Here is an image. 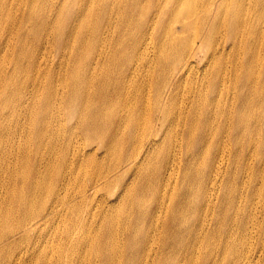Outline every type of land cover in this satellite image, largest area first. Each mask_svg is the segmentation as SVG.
Masks as SVG:
<instances>
[{"label": "bare ground", "instance_id": "1", "mask_svg": "<svg viewBox=\"0 0 264 264\" xmlns=\"http://www.w3.org/2000/svg\"><path fill=\"white\" fill-rule=\"evenodd\" d=\"M98 1L99 7L90 8L77 1L73 12L72 7L62 9L60 17L47 25L43 18L35 20V30L46 27L47 37L40 47L36 44V54L29 52L25 57V51L21 52L25 40L13 48L12 70L5 72H42L46 67L69 72L67 85L77 92L75 100L64 98L70 105L67 126L73 120L70 128L79 127L87 137L85 145H74L75 138L60 143V135L55 136L50 126L53 117L33 104L34 128L28 135L34 143L26 139L24 152L0 157L2 163H12L0 170V181L5 175L11 183L5 197V189L0 188V264H48L50 246L57 252L56 264H149L151 260L155 264L154 246L160 243L155 231L163 223V253L156 263L161 264L171 243L170 224L185 219L186 203L177 197L191 190L195 157L208 158L213 149L211 141L217 136L210 140L208 131L224 123L222 130L232 141L231 156L239 161L246 155L247 140L250 155L258 150L264 155V141L258 144L264 138V0ZM52 2L51 17L59 9L57 0ZM7 9L5 0L0 13ZM36 12L31 6L29 18L34 19ZM17 24V16H0V35L7 42L19 36ZM66 27L74 28L75 35H67ZM52 34L55 44L49 40ZM54 50L61 62L52 55ZM88 72L101 76L93 80ZM147 82L153 91L148 96L142 93ZM132 85L141 94L134 106L129 105L130 95L136 93L131 92ZM53 86L50 83L44 91L49 104L58 97ZM236 89L238 95L229 93ZM25 96L21 93L16 105L9 103L6 108L19 120ZM225 96L232 109L221 107ZM38 116L41 125L36 127ZM94 143L95 150L83 158ZM226 156L223 151L213 153L208 163L204 159L199 199L207 186L210 216L204 217L201 210L194 226L197 223L203 229L209 221L215 222L209 208L217 188L224 200H237L234 185L224 191L225 179L220 184V173L226 165L225 174L229 173L231 165ZM155 188L146 209L144 197ZM99 191L101 197L95 202ZM112 196L116 199L111 200ZM242 199L238 197V203ZM166 214L168 219L161 222L160 216ZM236 219L222 248L230 252L234 264H250L254 253L247 256L238 250L242 238L233 242ZM188 232L195 230L188 227ZM209 232L200 238L206 241ZM185 248L193 262L199 246L190 242Z\"/></svg>", "mask_w": 264, "mask_h": 264}, {"label": "rangeland", "instance_id": "2", "mask_svg": "<svg viewBox=\"0 0 264 264\" xmlns=\"http://www.w3.org/2000/svg\"><path fill=\"white\" fill-rule=\"evenodd\" d=\"M30 0H6V4L8 9L5 12H1L0 16H4L7 13H10L12 18L17 16L19 18L20 24H17L15 28L17 29V34L19 36L16 38H10L7 40L0 35V47H3L4 53H0V157L10 156L12 154H18V150L24 152L26 150L25 140L30 139V144L34 143L31 139V136L28 135L29 130H33L34 124H32L31 119L34 115L33 113V104L35 106H42L45 110V113L49 117H53V120L50 124L51 129L53 130L55 136H59L60 143H64L66 140H73L74 145H85L86 144V137L87 134L83 133V131L79 127L70 128V123L73 120L69 121V126H67V115L70 109V105L68 101L72 99H76V88L70 89L67 85V80L69 77V72L66 70L60 72H53L52 69L46 67L42 70V72H5L7 68L12 70L10 65V59L12 57L13 48L15 43L26 41L25 49L22 48L21 52L24 53L25 57L28 55L29 52L34 54L37 53L35 51V46L38 43V47L46 40V27L39 28L37 27L35 30V20L36 23L40 21L41 18L44 19L46 25L48 24L49 20L55 21L57 20L61 13L62 9L67 10L68 8L72 7V12L75 7V3L78 1L79 5L82 7H91V5L100 6L98 0H57L56 9H58L56 15L50 16V11L53 9V2L52 0H33V2H29ZM127 3L129 0H124ZM131 1V0H130ZM5 0H0V5H2ZM31 6L37 10L34 19H30V9ZM94 10V8H93ZM76 14L79 12V8H75ZM95 18H99L97 13H94ZM67 18V17H66ZM66 18L63 19V23L65 25ZM75 17L73 16V19ZM77 26H80L78 24ZM65 31L67 35L74 36L75 30L71 27H66ZM1 34V32H0ZM49 40L55 44L56 38L55 34L50 35ZM10 43V46L7 44ZM58 47V46H56ZM127 47V46H126ZM60 49V48H58ZM61 50V49H60ZM126 49L123 50V53ZM122 52L120 51V54ZM55 56V60L58 61V50H54L52 53ZM61 62V60L59 59ZM66 64V60L64 62ZM67 66V65H66ZM80 73V72H79ZM86 72H84L85 74ZM89 73V72H88ZM112 74H118L119 72H109ZM147 73V72H145ZM83 72H81V75ZM91 78L94 80L95 76H101L100 72H91L89 73ZM148 77L146 78V80ZM145 80V81H146ZM50 83H53L52 91L58 95V97L54 98V101L49 104L46 102V92L45 89L49 86ZM148 82L145 83L142 93L146 96L150 95V88L148 87ZM80 93V86L77 87ZM138 90L137 85L131 86V92H136ZM226 90L228 88L226 86ZM25 94V99L27 103H25L21 109L23 111V115L21 119L14 118L11 116L9 109H6L8 104L11 103L12 105H16V101L20 94ZM231 94H239V90L236 89L233 92H229ZM81 94V93H80ZM141 96L140 93H134L130 98L129 105H135L136 97ZM152 95V94H151ZM65 99L68 98L67 103H65ZM126 99L123 97L120 100L121 105L125 106ZM79 104V103H78ZM147 104H149L147 102ZM32 105V106H31ZM77 105V104H76ZM178 105V103H175ZM221 107H226L227 109H232L234 107L231 104V100L225 96L222 98ZM32 107V108H31ZM3 116H7V120L1 119ZM226 119L229 117L225 115ZM231 119V118H230ZM229 119V121H230ZM41 125L40 119L38 116L37 126ZM145 125V124H144ZM141 127V130L144 129ZM224 123L213 126V130L210 129L208 131V138L210 140L213 137L216 139L213 143V149L210 152V155L217 152H225L231 160V165L228 168L229 173H226L227 165L224 167V170L220 173V184L222 185L225 179V187L224 191L226 190V186H233L235 187V194L237 200L234 203H231L232 199L224 200L223 196L221 197L220 188H217L214 194V205L211 207L210 210L214 211L215 213V222L209 221L207 223V227L201 228V226L193 225L195 222V216L202 210H205L204 217L210 216V212L206 209V192L208 191V187L206 186L203 190V195L200 202V182L204 181V177L200 178V175L205 174L204 169V159H208L207 163L209 162V157L206 158L203 154H198L195 157V165L197 169L195 170L194 176L189 178V181L192 183L191 190L189 191H182L179 193L178 197L181 200H184L186 203V215L184 216V221L181 223H177L176 225L170 224V231L171 234V243L165 249L166 257L162 260L161 264H190V260L187 257L188 248L186 246H190V242L195 243L199 246L197 250H194V259L192 264H234L233 259L230 260L231 254L228 250H224L222 248V244H225V238L227 235L232 231L230 227L233 225V220L235 218V232H234V240L235 242L238 238H242V242L239 244L238 250L244 252L247 256L254 253V257L252 258L250 264H264V215H263V204L264 203V155L259 150L257 152H252L250 155V151H248L249 141L246 142V155L243 158V161L237 160L234 156H231V153L234 151L231 150L230 141L228 135L223 129ZM252 125V124H247ZM264 128V124L262 126ZM211 128V126H209ZM225 132L220 134V132ZM64 132H67L65 137H63ZM70 132V133H68ZM141 132L139 137H142ZM230 133V129H229ZM232 133H230L231 135ZM224 136V137H223ZM231 136H234L232 134ZM95 134L93 133L91 138H94ZM222 137V140L219 138ZM65 138V139H64ZM264 138L261 140L260 143H263ZM96 148V144L94 143L92 146L88 147L87 150L83 153V158L86 156L88 152H93ZM102 156V152H99ZM211 158V157H210ZM2 163L0 161V170L7 167L8 164H12L11 162ZM206 175H209L206 169ZM211 176V175H210ZM209 176V177H210ZM180 178V174L178 176ZM208 177V178H209ZM226 177V178H225ZM149 179H153V172L150 174ZM5 177L2 175V180L0 181V188H4V192L2 193L5 197L8 194V185H10ZM204 184V182H203ZM178 186V185H177ZM203 187V185H202ZM177 189V188H176ZM154 191L147 192L146 196L144 197L147 201L146 209H149L150 203L153 201V193ZM173 186L168 190V194H172ZM220 192V194H219ZM232 192V191H231ZM101 192L97 193L95 197V202L101 197ZM158 190L156 191V195ZM244 196V200L242 199L238 203V197ZM92 197V195H91ZM93 198V197H92ZM111 200L116 199L115 196L110 197ZM158 199V198H157ZM221 199V200H220ZM248 200H250L248 202ZM191 202V205L188 204ZM258 205L257 209H255V205ZM262 204L260 209L259 206ZM251 205V209L249 210ZM240 206V209L238 208ZM207 210V211H206ZM263 215V216H262ZM262 216V217H261ZM203 217V218H204ZM168 219V214L165 216H160V221L163 222ZM138 220H135L137 223ZM214 222V223H213ZM184 223L186 225H184ZM189 228H194L195 233H198V236H193L195 233H189ZM196 227V228H195ZM163 229V223L160 224V229L155 231L156 238L160 239L159 245L155 244L156 254L154 256H158L155 264L159 261V256L163 253V238L162 232L165 230ZM207 230H210L207 240L204 241V238H200L202 234H204ZM233 235V234H232ZM222 240V242H220ZM228 241V240H227ZM238 241V240H237ZM221 243V244H220ZM237 243V242H236ZM220 244V245H219ZM138 246V245H136ZM249 252L251 253H248ZM263 252L261 256L259 253ZM47 256L49 258L48 264H56L57 252L49 247L47 250ZM143 255V254H142ZM142 255L139 258L140 262L142 261ZM242 256V254H241ZM196 257V258H195ZM213 257V258H212ZM191 258V256H190ZM241 259V257H240ZM239 259V260H240ZM152 264V260L149 262ZM154 264V261H153Z\"/></svg>", "mask_w": 264, "mask_h": 264}]
</instances>
